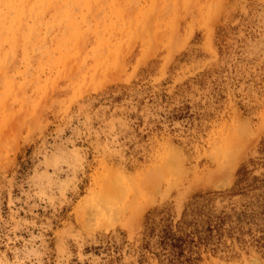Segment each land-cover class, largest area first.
<instances>
[{
	"label": "rangeland",
	"instance_id": "rangeland-1",
	"mask_svg": "<svg viewBox=\"0 0 264 264\" xmlns=\"http://www.w3.org/2000/svg\"><path fill=\"white\" fill-rule=\"evenodd\" d=\"M214 69L224 99L194 88L212 116L189 134L157 124L177 98H109L171 95ZM263 140L264 0H0V264H121L92 248L137 246L149 211L178 219L231 189ZM232 249L202 264H264V249Z\"/></svg>",
	"mask_w": 264,
	"mask_h": 264
},
{
	"label": "trees",
	"instance_id": "trees-1",
	"mask_svg": "<svg viewBox=\"0 0 264 264\" xmlns=\"http://www.w3.org/2000/svg\"><path fill=\"white\" fill-rule=\"evenodd\" d=\"M217 35L219 44L223 45V40L220 39V35L223 36L222 32ZM217 75L219 73L216 69L203 72L190 83L177 87L171 95L164 90L153 92L151 87H143L129 93V87L121 86V96L109 95V98L112 101L121 99V103L131 99L133 105L138 107L144 106L145 101L153 107L167 105L169 101L177 98L180 106H174L171 110L165 106L163 111L158 113L160 120L157 124L171 127L174 123H179L183 127V133L189 134L197 129V124L201 120H208L212 116L209 112L200 113V110L209 107L201 105L202 99L191 105L190 95L196 97L194 88L205 91L210 82L211 94L206 98H214L215 104L221 103L224 99L217 81H210ZM132 116L140 119L135 114ZM259 153L262 157L258 160L250 159L237 170L236 180L231 189L195 195L184 207L178 219L169 207L149 211L137 246L129 247L123 237L121 244L111 239L107 245L92 249L98 255L100 252L108 256L112 253L117 255L115 261L120 260L121 252V264H125L123 258L129 254L134 258L129 264H148L149 261L157 264H202L204 256L233 254V244L242 249L248 244L264 249V174L260 176L252 174L256 166L264 168V140ZM236 197L242 200L239 205L231 201Z\"/></svg>",
	"mask_w": 264,
	"mask_h": 264
}]
</instances>
